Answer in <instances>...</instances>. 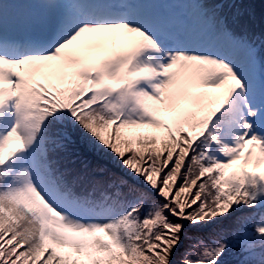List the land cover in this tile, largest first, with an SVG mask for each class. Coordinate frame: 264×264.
<instances>
[{
    "label": "snow or ice",
    "instance_id": "snow-or-ice-1",
    "mask_svg": "<svg viewBox=\"0 0 264 264\" xmlns=\"http://www.w3.org/2000/svg\"><path fill=\"white\" fill-rule=\"evenodd\" d=\"M150 2L45 0L34 29L0 4V264H174L182 234L177 264H264V56L199 3L189 44ZM74 137L118 174L67 167ZM242 209L231 242L186 232Z\"/></svg>",
    "mask_w": 264,
    "mask_h": 264
},
{
    "label": "trees",
    "instance_id": "trees-1",
    "mask_svg": "<svg viewBox=\"0 0 264 264\" xmlns=\"http://www.w3.org/2000/svg\"><path fill=\"white\" fill-rule=\"evenodd\" d=\"M196 3L214 9L217 16L225 22L227 28L231 32L236 36H245L249 40H253L260 54L264 56V0H191L190 4L197 12ZM73 139L74 143L70 148L68 160L75 161V163H67V167L76 169L82 175H91L92 170L97 165H103L111 172H116L118 174V169L110 161L99 154L87 151L76 137ZM81 161H86L88 163L87 170L83 168ZM97 196H99V193H97ZM243 211L248 212L246 209ZM229 217L225 220H228ZM216 226L217 225H214L208 228L206 232L188 228L187 226L185 227L189 235L194 234V237H203L204 241L207 243L210 240V236H217L218 238L224 239L231 232L230 229L234 227V223H224L219 226V229H217ZM221 229H223V231L219 233L218 231ZM229 238H231V240L233 239V237ZM183 244L186 246V239H184ZM176 254L179 253L177 252ZM239 258L240 253L232 249V252L227 254L224 261H227V264H236Z\"/></svg>",
    "mask_w": 264,
    "mask_h": 264
},
{
    "label": "rangeland",
    "instance_id": "rangeland-1",
    "mask_svg": "<svg viewBox=\"0 0 264 264\" xmlns=\"http://www.w3.org/2000/svg\"><path fill=\"white\" fill-rule=\"evenodd\" d=\"M189 1L191 2V0H156L154 3L152 2L151 4L142 3L133 5V7L137 10L144 11L145 13L163 19L164 21H166L170 31H172L174 34L181 36L185 40V42L195 46L203 44L205 43V41L202 38L201 21L199 19V16H197V13L193 9H191L192 6H190L191 4H189ZM8 2L9 3L5 4V0H0V4H5L6 9L17 13L22 24L23 22H31L30 26L33 29L37 26V22L43 24L51 19V13L49 12V10L45 9L41 5V3H44L45 0H8ZM29 14H31V19L30 17H28L29 19L26 17L27 15L29 16ZM243 210L244 209L232 213L228 220H223L221 224H218L216 226V228L219 229V226L223 225L224 223L231 222L234 223V227L230 229L232 233L236 230L251 231L252 222L245 224L240 221V218L247 216L252 210L246 209L248 210V212H244ZM207 229L198 230L206 232ZM210 231L213 232L212 230ZM186 232L188 233V231ZM218 232L221 233V231ZM231 232L224 238L229 242L233 240L229 238L233 237V234ZM193 235L194 234H192L191 236ZM184 239L185 238L182 234L181 243L175 250L172 257L174 264H177V262L182 258V255L185 251L192 250V246L197 243L195 239H186L185 246L183 244ZM208 242H210V240ZM177 252L179 254H176ZM231 252L232 250H230L228 253ZM227 254L222 257V260H225ZM189 258L193 260L196 259L195 251H192V254L189 256ZM236 264H238V260L236 261Z\"/></svg>",
    "mask_w": 264,
    "mask_h": 264
},
{
    "label": "bare ground",
    "instance_id": "bare-ground-1",
    "mask_svg": "<svg viewBox=\"0 0 264 264\" xmlns=\"http://www.w3.org/2000/svg\"><path fill=\"white\" fill-rule=\"evenodd\" d=\"M27 18L29 17L28 15L26 16ZM29 19V18H28Z\"/></svg>",
    "mask_w": 264,
    "mask_h": 264
}]
</instances>
